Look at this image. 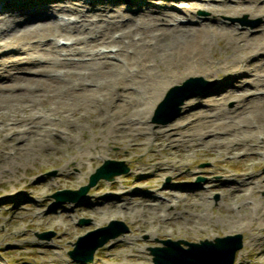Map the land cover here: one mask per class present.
<instances>
[{
    "label": "bare ground",
    "instance_id": "6f19581e",
    "mask_svg": "<svg viewBox=\"0 0 264 264\" xmlns=\"http://www.w3.org/2000/svg\"><path fill=\"white\" fill-rule=\"evenodd\" d=\"M101 2L105 6L83 0L42 5L36 0H0V47L10 52L0 59V170L17 160L64 151L68 159L58 173L74 177L78 186L93 172V164L107 156V148L118 146L126 155L146 151L151 156L130 173L152 183L125 187L146 189L139 200L122 198L129 191L121 185L114 193L97 186L83 199L91 202L97 225L128 214L132 221L139 219L138 234L156 238L173 237L175 228L183 239L204 235L208 240L216 224L226 232L248 230L247 250L237 255L236 264H245L244 253L252 250L256 263L264 264V199H252L264 188V176L250 171L264 163V23L251 36L249 30L240 32L213 17L247 14L264 19V0H166L168 4L159 6L148 1L134 5L135 14H126L130 8L119 0ZM199 10L210 16L187 26L184 19ZM41 16L42 22H30ZM213 40L221 52H215ZM60 41L69 43L60 47ZM74 54L81 59L75 62L70 58ZM191 76L216 78L212 99L202 108L199 95L186 100L175 122L154 129L149 120L167 89ZM229 101L234 102L232 110L225 107ZM86 128L93 137L80 140L78 134ZM168 150V157L158 156ZM199 150L212 159L214 168L208 173L219 180L207 177L206 188L195 187L209 192L218 185L225 190L224 217L208 213L209 193L165 195L159 186L165 176L184 168L188 151ZM239 157V172L220 170L219 161ZM115 181L123 183L122 177ZM32 193L27 211L41 217L39 189ZM68 213H60L61 221L72 217ZM57 218L52 213L47 223L62 226ZM113 241H118V253L112 264H150L134 238L123 235ZM38 260L68 264L56 250Z\"/></svg>",
    "mask_w": 264,
    "mask_h": 264
},
{
    "label": "rangeland",
    "instance_id": "374dc122",
    "mask_svg": "<svg viewBox=\"0 0 264 264\" xmlns=\"http://www.w3.org/2000/svg\"><path fill=\"white\" fill-rule=\"evenodd\" d=\"M48 2V0H36L37 5H42L43 2ZM93 1V0H92ZM120 2H124L130 9H127L126 14H133L134 5L136 4H146L149 3L148 1H154L161 5H165L166 0H119ZM182 0H173L175 3H179ZM187 1V0H183ZM219 2V1H217ZM104 5V4H103ZM156 6V5H155ZM25 9L28 7L25 6ZM131 10V11H130ZM46 13L50 14V11H46ZM182 15V14H181ZM210 16L209 12L206 11H196L194 15H192L191 19L187 18L184 19L185 23H189L187 26H197L198 21L200 22V18L202 16ZM185 17L184 15H182ZM52 17V16H51ZM217 19L222 20V24L231 26H237L240 32H245V30H249L251 36L255 35L256 32L259 31L260 25L264 23V19L258 18H250L247 14H242L239 16H213ZM44 17H35L30 21L31 23L35 24L38 22H42ZM72 19V18H70ZM40 20V21H39ZM190 20H193V23L190 25ZM216 21V19H214ZM213 25H217V22ZM258 25V26H255ZM255 26V27H254ZM66 39V38H64ZM213 49L215 52H221V46L217 44L214 40L212 41ZM4 48L0 47V59L8 56L10 53L1 52ZM224 50V47L222 48ZM224 55V53H223ZM71 59H81L80 54H74L70 56ZM197 77V76H191ZM189 78V77H187ZM185 78L184 80H186ZM203 78V77H202ZM216 78H203V82L212 83L211 88L206 89L203 93L200 94L201 108L203 107V103L205 104L206 101L212 99L211 95L213 94V86L215 85ZM184 80L181 82L183 83ZM180 83V84H181ZM179 84V85H180ZM174 86V85H173ZM170 86L167 91L173 87ZM203 88H207L205 85ZM166 91V92H167ZM208 103V102H207ZM234 106L233 101H229L225 104V107L229 110H232ZM182 111V110H181ZM153 117V115H152ZM152 117L150 118L149 122L154 129L163 128L165 126H169L171 122L166 125L163 124H155L152 122ZM166 118V116L162 117V119ZM87 137H93V132L90 128H86L84 134H78V138L83 140ZM190 151V150H189ZM187 152L189 154V161L181 169L180 172L175 173L174 176H165L161 183L160 187H163L165 190L162 192L166 195L165 192L173 191V192H180V193H193V192H205L206 188V178L211 177L212 179L219 180L218 175L213 173L210 175L208 171H213L214 162L212 159L205 156V151L199 150L195 153ZM185 152V151H181ZM170 151H160L158 156L160 157H168ZM151 155L148 152L138 151L133 152L130 150L129 155H126L125 152L119 150L118 146H113L107 148V156L102 159L98 160L93 164V172L102 165L105 160H112V161H122L127 164L129 167V173L125 175H121L123 183L115 181L106 182V181H99L97 185L89 190L87 195H92L95 192V188L97 186L102 187L104 191L109 193H114L118 186L121 185L123 191H129L127 195H120L122 198L132 201H137L140 199V196L143 195V191L146 189L144 188H135L132 190H126L125 187H132L138 183L150 184L152 183L151 178H135L130 173L131 170L136 165H139L142 161L149 158ZM68 159L67 152H53L49 156L39 155L33 159H21L15 161V165L11 166L8 165L6 168H2L0 170V262L2 264H41L39 263L38 258L47 254L50 251L56 250L57 252H61L65 258L68 259V264H82L73 261L68 252L73 249V244L77 241V239L88 232H91L95 229H99L105 227L111 221H120L124 225H126L129 229V232L125 234L129 238H134L137 240V243H140L143 247V251L148 258H151L150 264L152 262V256L149 252V248L151 247H161V241L164 240H184L191 243H198L200 241L206 240L204 235L198 236L197 239L192 238H181L178 237L176 234V229L172 228L173 237L169 236H162V237H150L146 233L138 234V222L137 220H130L128 214H125L124 217L117 216V217H110L105 223L97 225L95 223V216L93 215L92 210H90V203L91 202H84L83 199L75 202L73 204H66V203H59L56 204L55 201L51 198L52 194L57 191L62 190H78L80 187L84 186L88 182V178L85 179L84 182L80 183L78 186H74V177H66L63 175H59L58 170L64 165L65 160ZM218 164L221 167V171H229L230 173L234 174L239 172L242 169L243 165V158L239 157L237 160L221 162ZM88 167V166H87ZM85 167V169L87 168ZM3 171V172H1ZM250 171L255 173H260L264 176V163L256 166L254 168H250ZM3 173V174H2ZM73 173H78V169L73 170ZM117 178V177H116ZM198 179L201 180L199 184L204 186L205 188L200 189L198 186L199 184L196 182ZM40 180H47L51 181L48 185L46 183L41 182ZM150 183H149V182ZM218 183V181H217ZM111 187L109 188V186ZM36 189H39V197L38 200L42 201V206L39 208L42 215L41 217H33L31 213H28L27 208L30 206V201L34 200V198L30 199L27 196L35 195L34 192ZM208 190V189H207ZM210 194V201L211 205L208 209V213L211 214L213 218L215 217H224L226 215V210L223 207V201L221 200V195L225 190L218 185L210 188L208 190ZM7 192H12L14 195L12 199H8L5 196ZM217 196V198H216ZM67 197V196H65ZM120 197V198H121ZM254 198H261L264 199V188L258 189L252 199ZM251 199V200H252ZM11 200V201H10ZM120 200V199H119ZM120 200L119 202H121ZM251 202V201H250ZM95 206V205H94ZM95 207H101L97 205ZM94 208V207H92ZM179 208V207H178ZM95 209V208H94ZM69 211V215L72 217H67L64 221H61L60 213H65ZM58 215V221L62 223V226H52L47 223V219L51 214ZM81 219H87L90 221L88 226L80 225ZM214 233L208 241H213L216 237H224L229 235L241 234L243 240L242 248L236 253L235 259L237 255L241 251H246L247 247L244 246L245 242L249 240V233L248 230H237L226 232L220 224H216L213 227ZM170 230L167 229V232ZM42 233H51L52 236L50 237H43L39 238V235ZM118 241H109L105 246L99 248L93 255V261L88 264H112L113 258L115 254L118 253L117 251V244ZM185 247L184 245H181ZM256 250L248 251V253H244L243 256L245 264H257L258 258L256 257ZM47 257V256H45ZM44 264H59L55 262H47ZM233 264H236V260Z\"/></svg>",
    "mask_w": 264,
    "mask_h": 264
},
{
    "label": "water",
    "instance_id": "95a60500",
    "mask_svg": "<svg viewBox=\"0 0 264 264\" xmlns=\"http://www.w3.org/2000/svg\"><path fill=\"white\" fill-rule=\"evenodd\" d=\"M200 79L190 78L180 87L176 86L169 90L164 100L155 111V122L166 124L172 121L179 114V106L186 100L199 92L194 89L187 92L188 88ZM162 115L168 118L161 120ZM128 168L122 162L105 161L89 178V183L78 191H61L53 194L56 202H75L85 196L87 191L96 185L100 179L111 181L115 176L127 173ZM68 196V197H64ZM82 225H88L89 221L81 220ZM127 227L121 222H111L107 227L90 232L80 237L69 252L70 257L75 261L83 263L91 262L94 252L102 247L107 241L127 233ZM51 233L40 234V238L50 237ZM166 248H151V255L154 257V264H233L236 251L242 247L241 235L216 238L213 242L202 241L200 244H192L183 241H164ZM189 246L183 250L180 244ZM189 253V255H188ZM181 254H185L182 256Z\"/></svg>",
    "mask_w": 264,
    "mask_h": 264
}]
</instances>
